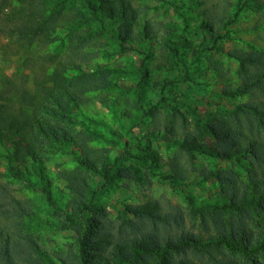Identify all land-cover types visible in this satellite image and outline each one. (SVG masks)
<instances>
[{"label":"trees","instance_id":"obj_1","mask_svg":"<svg viewBox=\"0 0 264 264\" xmlns=\"http://www.w3.org/2000/svg\"><path fill=\"white\" fill-rule=\"evenodd\" d=\"M247 2L239 1L233 17L228 19L225 16L219 21L220 28L226 30L244 7L251 6ZM76 4L80 9L74 8ZM196 5L193 0H168L166 3L167 9L171 8L182 17L187 28L185 31H189V22L196 18L192 13ZM66 7L75 9V14L69 15L71 11L65 13ZM145 12L134 7L133 0H0V35L31 48L42 38L55 37L59 33L57 28L64 27L73 32L85 25L89 33L95 26L109 35L121 53L144 54V46L158 35L157 29L148 21H141ZM202 19L194 26L193 36L199 33L204 37L197 50L207 52L215 48L226 32L220 35L221 29L215 28L213 21ZM176 36L172 30L165 33L161 40V60L155 64L152 75L177 70V76L153 79L150 87L144 85L137 92V100H146L148 88L156 95V103L148 112L169 101L171 89L191 79L190 71L183 65L184 54L177 47V44L182 45L191 39L181 35L182 40L174 41ZM207 39L211 41V48L205 47ZM231 57L238 61L239 72L244 76L237 93L258 90L264 95V53H233ZM148 58L150 56L145 54L140 70H137L142 82L147 77L144 61ZM68 60L43 78L35 79L31 90L14 86L8 104L0 105V157L13 180L37 188L50 208L61 211L63 221L68 223L73 235L72 244L65 253L49 254L42 249L37 244V236L28 231L31 226L26 219H32L31 210L14 198L8 185L0 181V264H264V227L253 232L243 222L251 212L264 216V143L245 138L238 129L244 115L258 116L256 120L263 124L264 108L257 104L246 109L236 106L226 119L221 112L206 123H198L190 132L182 131L175 141L188 157L195 152L237 163L236 168L230 169H199L195 175L197 183L213 178L222 186L198 207H193L192 197L187 196L190 213L200 216L205 231L209 232L207 223H211L213 233L208 237L204 239L186 231L181 227V213L162 211L156 201L122 205L120 215L111 221L105 210L91 200L118 180L139 177L137 169L123 165L120 159L111 163L106 158L97 164L83 154L79 163L93 169L100 177L97 183H88L85 177L72 172L60 174L71 193L69 202L62 209L50 190L44 161L39 154V150L51 141L58 145L67 143L71 147L76 144L70 136L62 133L60 127L38 118L44 114L50 119H63L68 112L76 113L80 109L79 93L68 87L71 80L68 82L66 74L69 71L77 70L82 74L88 89L81 92L109 86V73L101 70L103 67L90 74L84 56L72 53ZM255 66L263 70L249 74L247 68ZM113 113L119 117L115 110ZM125 118L136 121L135 116ZM173 130L172 125H166L163 136ZM143 156L157 163L155 151L145 152ZM241 169L245 174L239 171ZM170 170L169 180L173 184L187 178L186 171L174 161L170 163ZM226 214H235L239 223L227 225Z\"/></svg>","mask_w":264,"mask_h":264},{"label":"rangeland","instance_id":"obj_2","mask_svg":"<svg viewBox=\"0 0 264 264\" xmlns=\"http://www.w3.org/2000/svg\"><path fill=\"white\" fill-rule=\"evenodd\" d=\"M167 1L133 0L134 7L146 11L140 17L141 21H148L158 32L157 38L144 46V54L121 53L109 35L95 26L89 33L88 26L85 25L73 32H68L64 27L57 28L59 33L55 37L42 38L31 48L20 46L15 39L0 35V105L8 104L7 99L11 98L14 86L31 90L35 79L43 78L69 61L68 56L72 53L78 57L84 56L90 74L97 73L96 69L103 67L101 70L109 73V86L106 89L81 92L88 89L84 85L82 74L77 70L66 74L68 82L71 80L69 89L79 93L81 98V106L76 113L68 112L63 119L38 115L42 122L60 127L62 133L70 136L76 143L71 147L67 143L58 145L51 141L45 148L37 147L55 199L64 209L71 197L66 183L60 178L63 172H72L85 177L88 183H97L100 176L93 169L79 163L83 154L89 157V161L97 164L106 158L111 163L120 159L119 162L133 170L137 169L140 174L134 179L118 180L115 185L106 188L91 200L105 210L109 220H116L122 205L156 201L162 211L180 212L183 217L181 227L205 239L213 233V227L208 222L209 232L204 230L200 216L190 213L187 196L192 197L193 207H198L222 186L213 178L205 183H197L195 175L199 169H230L236 168L237 163L195 152L188 157L179 150L175 141L182 135V131L190 132L198 123H206L221 112L226 119L236 106L245 108L257 104L259 108H264V95L260 91L237 93L244 76L239 72L238 61L231 57L233 53H264V0H248L247 3L251 6L244 7L226 30L220 28L219 21L225 16L228 19L233 17L239 1L245 0H193L197 2L192 8L196 18L189 22V31H185L187 28L184 27L182 17L177 16L171 8L167 9ZM74 8L80 9V6L76 4ZM75 9H67L65 13L71 11L68 14L74 15ZM202 18L213 21L214 27L221 29L220 35L226 32V36L216 43L215 48L207 52L197 50L204 37L199 33L193 36L194 26ZM169 30L177 34L174 41L182 40L181 35L191 39L182 45L177 44L184 54L183 65L190 71L191 79L171 89L168 93L170 100L148 112L156 103V95L148 88L146 100H137V92L144 85L150 87L153 79L162 80L178 74L177 70H166L152 75L155 64L161 60L163 53L161 40ZM205 47H212L209 39ZM145 54L150 58L144 61L147 77L142 82L137 70ZM247 69L249 74L263 70L256 66ZM96 76L97 74L94 75ZM113 110L119 117L114 115ZM130 116H135L136 121L126 120L125 117ZM255 117L244 115L238 123V129L245 138L264 143V122L259 123ZM166 125H172L174 130L164 137ZM149 151H155L157 163L143 156ZM172 161L187 173V178L180 183L173 184L169 180ZM239 171L245 174L244 169ZM0 175V181L8 185L14 198L31 210L32 219L26 221L31 226L29 233L37 236V244L49 254L65 253L72 244L73 235L68 223L63 221L61 211L50 208L37 188L13 180L7 173L2 157ZM224 218L229 226L239 223L235 214H226ZM243 222L248 229L256 231L264 227V216L259 217L251 212ZM157 231L161 233V229ZM234 258L241 263L237 256Z\"/></svg>","mask_w":264,"mask_h":264}]
</instances>
